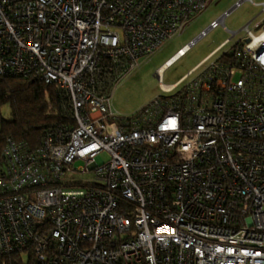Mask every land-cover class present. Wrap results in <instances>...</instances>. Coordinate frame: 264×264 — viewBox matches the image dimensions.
<instances>
[{
  "label": "built area",
  "instance_id": "obj_1",
  "mask_svg": "<svg viewBox=\"0 0 264 264\" xmlns=\"http://www.w3.org/2000/svg\"><path fill=\"white\" fill-rule=\"evenodd\" d=\"M210 1L0 0V77L37 79L69 106V122L35 149L5 141L0 256L264 264V2L228 31L238 39L217 57L223 44L162 83L163 71L252 0H237L178 49L156 71L161 93L147 105L131 116L112 108L138 60L181 35ZM102 152L109 159L98 164ZM75 172L93 177L68 181Z\"/></svg>",
  "mask_w": 264,
  "mask_h": 264
},
{
  "label": "rangeland",
  "instance_id": "obj_2",
  "mask_svg": "<svg viewBox=\"0 0 264 264\" xmlns=\"http://www.w3.org/2000/svg\"><path fill=\"white\" fill-rule=\"evenodd\" d=\"M237 0H211L204 12L193 17L191 22L178 37L164 42L151 56L138 60V66L117 85L111 98L112 108L121 116H131L143 106L147 105L153 98L161 93L158 81L155 78L156 71L171 58L178 49L187 44L205 29L211 21L217 19L224 11L232 7ZM255 5L243 3L234 10L225 20L224 27H217L205 38L199 41L184 57L176 61L172 66L162 73V83L165 86L172 85L183 78L195 66L205 60L216 48L220 47V53L231 47L238 39H231L228 31H238L247 24L256 14L260 12L257 4L264 0H252ZM229 40V41H227ZM226 42V43H225ZM193 77V76H192ZM4 117L9 116V109H2ZM109 159L106 152L95 157V161L101 164ZM83 163L76 161L75 169L82 168ZM93 173L75 172L68 176V181L88 183Z\"/></svg>",
  "mask_w": 264,
  "mask_h": 264
},
{
  "label": "trees",
  "instance_id": "obj_3",
  "mask_svg": "<svg viewBox=\"0 0 264 264\" xmlns=\"http://www.w3.org/2000/svg\"><path fill=\"white\" fill-rule=\"evenodd\" d=\"M5 106L8 117L2 114ZM68 113L66 97L53 86L29 77H0V158L7 138L35 149L47 130L69 122ZM3 262L21 264V258L0 256Z\"/></svg>",
  "mask_w": 264,
  "mask_h": 264
},
{
  "label": "clouds",
  "instance_id": "obj_4",
  "mask_svg": "<svg viewBox=\"0 0 264 264\" xmlns=\"http://www.w3.org/2000/svg\"><path fill=\"white\" fill-rule=\"evenodd\" d=\"M262 62H264V58H262Z\"/></svg>",
  "mask_w": 264,
  "mask_h": 264
}]
</instances>
